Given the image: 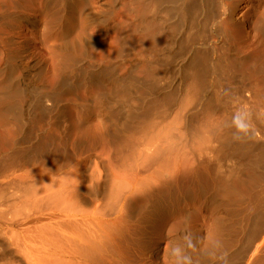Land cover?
<instances>
[{"label": "bare ground", "instance_id": "1", "mask_svg": "<svg viewBox=\"0 0 264 264\" xmlns=\"http://www.w3.org/2000/svg\"><path fill=\"white\" fill-rule=\"evenodd\" d=\"M23 1L17 0V3L20 5ZM161 1L132 0L135 12V18L133 16L132 20L134 30L143 34L148 43L152 44L150 51L154 55L150 52L152 58H149L157 59L145 60L147 63L143 65L142 72L150 75L152 80L143 83L127 77L134 72V68L137 69L132 68L133 65L123 67L124 73L128 74L126 77H115L122 69L119 67V70V63L114 65L112 59L121 58L127 46H122L120 41L123 38L121 39L119 30L114 37L117 38L114 48L111 46L114 49L113 54L108 52L105 36L111 26L108 25L110 10L105 9L110 8L107 0H98L97 10L93 8L95 4L91 3L89 6L85 0H43L42 5L47 8L53 6L55 10L52 13L53 30L61 22L65 24L64 22L69 23V20L77 18L76 15L80 11L78 17L80 16L81 23H77L82 26V32L79 30L81 35L78 34L82 44L75 41L77 37L72 40L68 38L70 43L64 40L69 37L70 29L66 27L68 24L61 27V40L59 45L56 44L62 50L66 49L65 47L70 48L71 53L60 54L57 71L60 79L51 94L46 90L45 96L43 95L44 103L28 105L26 111H34L41 121L54 116L55 127L64 135L61 143L67 138V141H72V147L67 149L65 145H61L54 149L55 146L49 143H52L55 135L50 134L47 139L52 141L48 140L50 142L46 143L45 140V143L47 146H54L52 150L43 143L44 140L34 136L26 120L16 119L24 130V136L22 140H15L11 152L0 159V240L3 238L7 243L4 245L5 242L0 241V264H142L141 260L145 258L142 257L155 245L146 240V235L167 221L172 222L170 245L179 250L181 255L178 259L181 264H264L262 235L260 242L257 243V240V244L254 243L256 245L253 246V252L247 254L252 255L257 251L258 256L255 259L250 260V255L248 259L240 262L238 258L241 256L236 252L227 253L231 252L229 248L234 247L233 244L240 234H244L246 243L251 244L253 236L257 233H253L254 228L251 229L250 226H253L251 223L255 209L264 206V150L257 148L250 133L261 128H256V122L253 123L255 125L251 123L255 116L250 117L252 121L248 116L246 131H239L235 119H231L225 104L220 102L226 94L222 92V95H219V98L217 95L215 99L205 95L202 73L203 68L209 65H206V57L202 61L204 67L201 64L197 67L198 61L195 58H190L180 66L181 78L177 90L163 92L158 89V79L171 73L173 67L171 61L174 60L175 50L172 38L176 37L178 31L182 37L179 43L177 42L179 49H186L189 43L201 34V31L195 32L193 28L201 22L197 21V17H203L206 12L204 0H194L191 3H194L193 5L190 4L191 0H178L174 7L170 8L162 7ZM23 3L25 5L26 1ZM78 6L80 10L77 12ZM229 11L226 23L229 39L244 38L247 35L239 25L244 20L237 9ZM163 13L165 15L161 16ZM22 14L17 12L13 21L17 25L18 22L24 23L36 33L38 21L32 16ZM170 17H178L180 23L174 22L172 29L168 26L166 29L163 23L171 19ZM257 26L264 33L263 20ZM14 27L16 28L15 25ZM88 28L92 30L89 31ZM222 36L225 38L224 34ZM27 41H23L19 49L23 54L30 53L31 47ZM95 44L100 46L97 55L93 54V50L90 52V48H94ZM108 53L112 54L111 60ZM159 54L164 56L162 60ZM14 55L13 51L6 53L0 60V73H6L5 76L0 74L4 76L0 80V110L11 116L16 113L17 107L15 109L9 102L16 101V98L20 102L18 93L22 92L23 88L27 91L29 87H33V84L27 85L28 88L25 87L26 83H19V86L15 84L12 76L19 63L13 67L14 62L11 63V60ZM108 59L112 63L108 62ZM226 59L227 56L223 55L214 62V74L218 71L225 73V66L229 67V72L234 71L237 62L229 63ZM18 66L27 68L23 60ZM70 70H75V73L71 75ZM109 74L114 76L111 81L116 89L111 95H108ZM87 86H90V90L95 86L93 90H96V95H82L85 102H82L84 104L81 110L79 109L78 126L86 125L94 110H99L103 118L102 128L97 132L84 131V127L80 126L83 132L80 128L77 129L81 132L79 136L78 132H75V117L72 118L71 107L58 101L68 93L77 95ZM260 94H256L261 96L258 102L263 101L264 93ZM112 97L121 98L125 102L124 105L108 106V98L110 100ZM133 99L137 102L136 105L131 104ZM47 101L50 104H46ZM242 103L244 104L243 101ZM246 108L245 113L242 112L243 116L246 115ZM250 112L247 115H250ZM101 140L105 143L107 154L102 157H105L104 159L100 160L99 157L100 161H90L92 171L96 173L93 175L84 165L85 155L93 153L100 146ZM238 164L240 167H237ZM88 176L90 182L86 184ZM233 179L235 183H231ZM219 183L224 185L227 195H222L220 190L216 189ZM139 203L144 204L138 206ZM191 206H200L205 216H212V221H215L214 229L220 238L226 240L227 246L218 243L219 241L215 242L218 244H210L212 241L209 243L204 236L197 242L198 249L193 258L186 254L185 248L192 242L187 233L194 228L201 236L207 230L208 223L200 213L193 219L188 209ZM131 227L141 230L144 234L140 242L135 243L130 239ZM258 228V231L263 229L261 225ZM220 238L219 240L224 242ZM9 247L13 250L9 251ZM244 253L245 251L242 255Z\"/></svg>", "mask_w": 264, "mask_h": 264}, {"label": "rangeland", "instance_id": "2", "mask_svg": "<svg viewBox=\"0 0 264 264\" xmlns=\"http://www.w3.org/2000/svg\"><path fill=\"white\" fill-rule=\"evenodd\" d=\"M24 1H26L25 5L23 3ZM24 1L22 2L23 4L21 3L19 5L17 3V0H0V16H1L0 17V60H1V58H4L6 53L9 54L12 51L15 52V55H14V57H12L13 59L11 60L12 61L11 63L14 62L12 64V65H14L13 67L15 68V65L17 63L20 64V62H22V60L24 61V63L27 64V68L26 69L23 68L24 70L22 68H18L19 64L16 65L17 69L15 68V70H14L15 72L13 71L14 76H12V78H14V80L16 82L15 84L18 85L20 83L19 85H22V84L26 83V85H25L26 88H28L29 86H31L33 84L32 88L29 87L27 89V91L24 90V88H23V90H21L22 92L18 93V97H19L18 99L20 100V102L17 100V98H16V101L9 102L10 105L12 103V107H15V109L17 107V109L15 110L16 111L15 114H13L12 116L7 115L4 112V110H0V159L3 155H6V154L11 152V149H12V146H13L15 140H19V139L22 140V138L24 136V135H22V134H24V132H23L24 130H23V128L21 129L22 126L21 127L19 126L21 124H20V122H16V119H17V121L26 120L28 122L27 123L28 128L32 132H34L33 133L34 136L36 135L39 138H41L42 140H44V142L41 141L43 143H45V140L47 141L46 143H49L50 141H52V139H47L50 134L55 135L52 143H49L50 145H54L55 147L54 146L50 147L49 144H48V146H49L48 147L47 144L45 143V145L48 148H51L52 150H53V147H54V149H56V147L58 148V146H61V145H65V147L67 149H69L68 147H72V143L70 144V142H72V141L71 140H70V142H69V140L67 141L66 140L67 138L65 139V141H63V143L64 142H66V143H64V144L61 143L62 140H64V139H62L64 135L62 134V132L60 130H58L55 127L54 116L53 117H47L48 119L45 118L44 120L41 121L38 119L39 118L38 114L33 113L34 111L30 112L29 109L27 112L26 107L28 105L34 106L37 103L38 104L44 103L43 101L45 99H44L43 95L45 96L46 90L48 92L50 91V94H51V90L54 89L53 87H56V85L58 84V81H59L58 79H60V77H59V74L57 71H58V64L60 62L59 61L60 54L71 53L70 48H69L70 49L69 50L67 47H65L66 49L62 50L60 47H58L60 40H61V38L59 36V33L62 30L61 27L65 26V24H68L66 27H68V29H70V32L68 33L69 37H67V39H64V40H66L70 43L72 39H74V38L76 39V37H77V39L75 41H77V42L80 41V43L79 42L78 43L80 45L82 44V41H81L82 39H79L80 38L79 35H81V32H82V29H81L82 26L79 24V22L81 21L79 19H81V18H80V16L78 17L79 12H80L79 11L80 7L78 6L77 7L78 9H76L77 12L79 11L77 13L78 15H76L77 18L74 17L75 19L73 18L72 20H69V23L64 22L65 24H62V22H61L60 23L61 25L58 24L57 27H55L53 30V28L51 26V23H53V25H54V14L52 15V13L55 10H54L53 6L48 7L49 10H47L48 8L45 7L44 5H42L43 0H40V1L38 0L37 3H36L37 0L33 1V2H32V0H24ZM85 1H87L86 4H88L89 6L92 5L91 3L95 4L93 8H95L97 10L98 6H97L96 2L98 0H94L95 2L93 0H89L90 1L89 3H88V0H85ZM176 1H178V0H169V1L168 0H164V1L162 0L161 1L162 7H164V8L174 7L173 5H175L174 3ZM182 1H186V0H182ZM192 1H194V0H191L190 4L192 3ZM204 1H205V6H206L205 15L203 17L202 16H198V17L196 16L197 21H201V22H199V25H197V27L195 26L196 29H195V27L193 28V31H195V32H196V30H197V32L201 31L200 32L201 34L200 35L198 34V37H195L194 40L189 43V45L186 47V49H179L178 43L182 37L178 31L176 32V34H175L176 37L172 38V40L174 42L173 46H174V50H175V56L173 58L174 60L171 61L173 67H172L171 73H169L165 77L158 79V81H157L158 82L157 83L158 89L160 91H163V92H171L173 90L174 91L177 90L178 85H179V80L181 78V75L179 73L180 72L179 71L180 66L183 65L184 62H186L190 58H195L196 61H198V62L201 61L199 63L197 62V65H198L197 67H200L201 65L204 67L205 64L202 61H204V58L206 57L208 59L206 65H208V64L209 65L207 66L208 68L207 67H204L205 69L203 68V73H202L203 74L202 78L205 81V95L206 96L209 95V97L215 99V98H217V95L219 98V95H222V92L225 93L226 94V97H225L226 101L224 98L222 101L220 100V102L222 104H225L226 112H227V114L229 113V115H231V119H235L234 116L236 117L237 115H239L242 117L243 121H245L244 123L246 124L248 116H249V118L255 116L253 118V122H251L252 118H250L251 119L250 122L252 124L254 122H256V125L255 124H253V125L257 126L256 127L257 129H259V128H261V129L255 130L254 132L250 131L251 132L250 137H251L252 141H254V143L257 145V148L259 147L260 149L264 150V136H263L264 135V123H263L264 121H262L264 119V97H262L263 101L258 102L259 100H261V96L258 97L259 95L258 96L256 95V94H260V92H262V94L264 93V33L260 30V27L257 26V25H260L262 20L264 23V0H210V1L204 0ZM12 2L14 3V5ZM39 2H42V3H39ZM163 2H165V3H163ZM106 3L109 4L108 6H110V8H105V9L110 10V11H108L109 12L108 13V25L111 26L110 27L111 29L108 30V33L105 36V40H106L105 44L107 46V49L109 50L108 52H111L113 54L112 51H114L113 48L115 46L114 41H117L116 40L117 38H114V37H115V34L117 36V32H119V30H121L120 35H121V39L123 38L122 41H124V43L122 41H120V42H121L122 46H125V47L127 46V48L124 49V53H123V56L127 54L126 56H124V57L122 56L121 58H116V59L113 58L112 59L113 64L115 65V63L116 64L119 63V66L117 64V67L118 68L121 67V69L123 70L122 71L119 68V70H121L122 72L121 71H120V73L118 72V74L115 75V77L116 76L117 77L121 76L122 78L126 77L128 74L126 75L124 73L123 67H125L127 65H128V67H130L129 65H133V67L132 66L131 67L132 68L137 67V69L134 68V72H132L131 75L129 74L127 77L132 79V80H136L137 82H143V83L150 82L152 80V77L148 74L143 73L142 67L145 63H147L145 60L149 59L150 61L151 60L153 61V60H157V59L156 58L150 59V58H152L151 57L152 55H149L151 52L150 49L152 48L151 47L152 44L150 43L151 44L150 45L148 43L146 37H144L143 34L134 30V23L132 20H134L133 16L135 18V12L133 11L134 6L132 5L133 4L132 0H107ZM193 4H191V5H193ZM17 5H18V7H16ZM19 7H21V8L18 10ZM12 8H13V10H12ZM231 9H237L239 11V15H241V17H242V20H244L243 23L241 22L239 24V25H241V30L247 35L244 38L229 39L226 23H228V16L230 13V11L228 12V10H231ZM16 10H18V11H16ZM10 11H11V13H10ZM17 12L23 13L22 14L23 16H27V17L32 16L33 18H35L38 21V28H37L38 31L36 33L32 32V30L28 29V27H26V25L24 23L21 24V22H18V24L20 26L17 25V23H15V21H13L14 15ZM160 15L162 16L165 14L163 13ZM11 16H13V17L11 18ZM52 17H53V19H52ZM176 18H178V17H173L169 20H166V22L164 21L165 23H163V25L165 26V28L168 29V27H169V29L170 28L172 29V27H173L172 23H174V22L180 23V19L178 18L179 20L177 21ZM204 19H205V22H204ZM206 19H207V21H206ZM226 19H227V21H226ZM77 21H79V22L77 23ZM202 23H203V25H201ZM10 24H13V25H10ZM14 25L16 26V28L14 27ZM77 25L78 26L80 25V27H78ZM91 25H93V24H91ZM113 25H115V26H113ZM91 28H92V26H91ZM198 28L201 30H198ZM88 29H87V32H88ZM90 30H92V29H89V31ZM70 33H72V34H70ZM88 33H90V32H88ZM222 34L225 35V38L222 36ZM68 38L71 40H68ZM22 40L23 41L28 40L27 42L30 44L29 47H31L30 53L28 52L27 54L26 53L23 54V53H21V50H19L20 46L23 42ZM7 41H9V42H7ZM124 44H126V45H124ZM99 47H100L99 45L95 44L94 48L92 47L93 49L90 48V52L93 50L92 51L93 54L96 53V55H97V51L99 52ZM8 48H9V50H8ZM111 48H112V50L110 51ZM4 50L7 52H4ZM125 50L128 52H126ZM111 53H108V56L110 55L109 56L110 60H111V55H112ZM151 54L154 55V53H152V52H151ZM223 55L227 56L228 60L227 59L226 60L229 61V63L230 62H234V63L237 62L235 64L236 65L235 68H233L234 71L230 70L232 73L229 72V67L227 68L225 66L227 63V61L225 60L226 62H225L224 66H225V70H227V71L225 73H223V72L220 73L218 71L214 74V72H212V71H214L213 70L214 62H216V60ZM159 57L162 60V57H164V56L163 55L161 56V54H159ZM153 58H154V56H153ZM108 62H111V61H109V59H108ZM0 64H1V61H0ZM109 64L110 63H108V65ZM199 64H201V65H199ZM138 70H139V72H138ZM207 70H208V72H207ZM2 73L4 76L6 75L5 72H1L0 74H2ZM74 73H75V70H70L71 75H73ZM3 75H0V76H3ZM30 75H32V76H30ZM4 76L2 78L0 77V80H2L4 78ZM29 76L33 77V79H31ZM110 76L111 75L109 74V77H108V83H109L108 84V95H111L112 92L114 90H116L113 82L111 81L112 77L114 78V76H111V77ZM29 79H31V81ZM27 85H29V86H27ZM89 87L90 86H87L84 90L79 91L77 95L72 94V93L71 94L68 93L63 97L62 100L60 98V100L58 101L60 104L61 103L66 104L67 103V104H69V107H71L72 118L75 117V118H73V121L75 119V121H74V126L76 128L75 132L76 131L78 132L79 130H81V132H83L82 129L84 131L96 130V132H97V130L100 131L102 128V121H103L102 119L103 118H102L99 110H94L92 117H90V121L92 120L91 124L89 121L86 125H80L81 127L82 126L84 127L82 129L80 126H78L79 125L78 120L80 119L79 118L80 115H78V113L80 114L81 106L84 104L82 102H85V100L82 99L85 97L84 93L85 94L88 93L92 96L96 95V93H95L96 90H93V89H95V86H92L93 91L90 90L91 88H89ZM212 88H214V89H212ZM38 90H40V92ZM169 90H171V91H169ZM33 91H34V93H32ZM25 92H27V93H25ZM92 92H94L95 94ZM24 93H25V95H24ZM28 93H30V94H28ZM32 94H33V97H32ZM82 95L84 97H82ZM241 96H242V98H241ZM254 96H256V97H254ZM243 97L245 99H243ZM37 98H38V100H37ZM258 98H260V99H258ZM120 99L121 98L112 97L109 100V98H108V106L113 107L115 105L116 107H118V106L124 105L125 102H123L122 99L120 101ZM242 101L244 102L245 106L242 103ZM246 101H247V103H246ZM46 104H50L49 101H47ZM131 104L132 105L137 104L135 99L131 100ZM237 105H238V107H237ZM222 106H224V105H222ZM243 107L248 108V109L246 108V110H245V111H247L246 115L244 114V116H247V118H245L242 114V112H244ZM249 109L251 112L254 111L255 113L254 112L251 113L249 111ZM252 109H253V111H252ZM237 112H239V113L237 114ZM248 112H250V115L249 114L247 115ZM32 113L35 115H33ZM29 115H32L33 117L29 116ZM108 116H109V114H108ZM260 116H262V117H260ZM9 118H12V119H9ZM32 118L34 119V122H33ZM35 119H36V121H35ZM259 119H261V120H259ZM3 120H6V121H3ZM11 120H14V121H11ZM2 121L4 124L2 123ZM75 122H77L76 123L77 125H75ZM108 123H109V121H108ZM86 126H87V128H86ZM88 127H90V129H88ZM108 127H109V124H108ZM85 128L87 130H85ZM77 129H79V130H77ZM111 130H113V129L111 128ZM81 132H78L79 136L81 135ZM14 134H15V136H14ZM60 136H62V137H60ZM48 140H50V141L48 142ZM101 142L104 143V141H102V140H101ZM101 142H100V146L95 151H93V153H91V152H90V154L87 153L89 156L87 154L85 155L86 160L84 162V165H85V167H87L89 169V173L93 172L92 167L90 166L92 164L91 162L95 159L96 160L104 159L105 157L104 158H102V157L107 154V148L105 146V143L101 144ZM9 144H10V146L8 147ZM239 165L240 164H238L237 167H240ZM26 168H28V166H26ZM92 174L95 175L96 173L93 172ZM0 181H2V180H0ZM234 181L235 180L233 179L231 181V183L236 182V181L235 182ZM85 182H86V184H88L90 182L89 176L86 178ZM237 184H238V182H237ZM216 187H217L216 189H218V191L220 190V193H222V195L228 194L224 185L219 183V184H217ZM108 188H109V186H108ZM224 189H225V191H224ZM141 204H144V203H139V205L138 204L137 205L141 206ZM0 209H2V207ZM188 209H189V212L191 211L192 214L190 213V215H192L193 219H194V217H196V215H200V214L202 217V214H203L202 207L191 206ZM194 213H195V216H194ZM254 213H256V214H254ZM254 213H253V217H252L253 221L251 223L253 226H250V227H251V229L254 228L252 230L253 233H255V232H257V233H255L256 235L253 236L254 240L252 239V241H251L252 245L246 243V240H245L246 237L244 236V234H240L239 236H241V237L238 236V238L236 239V241L233 244L234 247L229 246L230 247L229 249L231 252H229V251L227 252L228 254H232V253L236 252L238 255H240L242 257V258L240 257V259L238 258V261H240V262H242L245 258L248 259L250 257L251 254L250 255H247V254L249 252L250 253L253 252V250H254L253 246H255L257 243H259L261 240V237L264 236V206L261 208H257V210L255 209ZM203 215L205 216V214H203ZM206 215L207 216H205V218L209 219L207 221H206V219H204L205 222H208L207 223V230L203 234H201V236L196 233L194 228H193L194 231H193V229H191V232L187 233L188 239L192 242L185 248V252H187L186 254H188L189 257H191V258H193L195 251H197V249H198L197 242L199 243L201 241L202 237H204V236H205L204 237L205 240L209 241V243L212 241L210 244H213V242H214L213 245L218 244V243H221V244L223 243L226 246L228 245L227 242H226L227 244L225 243L226 240H224L223 238H220L218 236L216 230L214 229L215 221H212V219H213L212 216L210 214H206ZM213 222H214V224H213ZM257 222H259V223H257ZM171 223H172L171 221H167L164 225H160V226H158L157 229H154L153 230L154 232L149 231V233L146 235V237H145L146 240L149 241L153 245L155 244L156 246L154 245V248H151V250H148V252H147L148 254L147 253H145L146 255L144 254L145 256H143L142 259L144 257L145 258L143 260H141V263L143 262L142 264H148L149 261H150L149 264H153V263L154 264H181V263H179L180 259H178V258H180V255H181L179 250L175 247L177 249L176 250L174 248V246L171 247L170 241H169L172 234H173L172 230H171L172 228L170 227L172 225ZM192 223H193V221H192ZM209 224H210V226H209ZM259 225H261L263 227V229L262 230L260 229L258 231ZM142 235H144V234H142L141 230L140 231H139V229L136 230L135 227L134 228L131 227L129 230L130 239L135 243L140 242V240L142 239ZM197 236H199V237H197ZM242 236H244V237H242ZM254 237H256V238H254ZM204 238H203V240H204ZM219 238L221 240H224V242L223 241L221 242L219 240ZM1 239L2 240H0V241L3 243V241L5 239H3V238H1ZM257 240H258V242H257ZM215 242H218V243H215ZM194 243H196V244H194ZM254 243H256V244H254ZM3 244L7 245L6 242ZM168 246H170L171 247L170 249H172V250H170ZM241 249H243V250L241 251ZM246 249H247V251H246ZM8 250L12 251L13 249L11 247H9ZM243 251H245L244 255H242ZM168 252H170V253H168ZM254 253L251 255L250 260H252L253 258L255 259L258 256L257 251H255Z\"/></svg>", "mask_w": 264, "mask_h": 264}, {"label": "clouds", "instance_id": "3", "mask_svg": "<svg viewBox=\"0 0 264 264\" xmlns=\"http://www.w3.org/2000/svg\"><path fill=\"white\" fill-rule=\"evenodd\" d=\"M236 127L239 131L244 132L247 129V125L244 123L241 116L237 115L234 120Z\"/></svg>", "mask_w": 264, "mask_h": 264}]
</instances>
